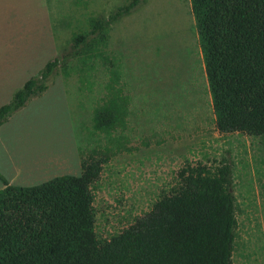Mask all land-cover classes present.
I'll return each mask as SVG.
<instances>
[{"label":"rangeland","instance_id":"374dc122","mask_svg":"<svg viewBox=\"0 0 264 264\" xmlns=\"http://www.w3.org/2000/svg\"><path fill=\"white\" fill-rule=\"evenodd\" d=\"M127 1L49 0L55 56L71 49L73 35L89 29L91 16L108 15ZM42 20L37 30L49 38L48 18ZM103 52L117 63L116 87L130 96L124 139L130 150L114 154L93 185L98 237L110 239L151 211L179 185L187 165L230 163L237 218L233 264H264V137L217 130L191 0H145L111 25ZM107 65L97 59L84 66L72 58L68 74L59 67L47 91L0 126V172L9 182L34 185L81 173L82 159L105 143L93 129V113L105 101ZM28 78L1 77L0 106Z\"/></svg>","mask_w":264,"mask_h":264},{"label":"trees","instance_id":"16d2710c","mask_svg":"<svg viewBox=\"0 0 264 264\" xmlns=\"http://www.w3.org/2000/svg\"><path fill=\"white\" fill-rule=\"evenodd\" d=\"M145 0H128L108 15L91 16L72 47L49 60L0 106V126L49 88L52 75L77 57L84 66L101 59L111 79L94 109L93 129L105 143L82 159L79 175L15 185L0 172V264H233L236 199L233 169L187 165L179 185L151 211L110 239L96 232L93 185L124 143L130 96L116 83L114 59L103 52L111 25ZM216 128L264 137V0H191Z\"/></svg>","mask_w":264,"mask_h":264},{"label":"crops","instance_id":"0c3cea01","mask_svg":"<svg viewBox=\"0 0 264 264\" xmlns=\"http://www.w3.org/2000/svg\"><path fill=\"white\" fill-rule=\"evenodd\" d=\"M8 7V19L1 21ZM47 18L49 38L36 27V21L42 27V19ZM52 19L49 0H0V84L4 76L36 75L35 71L41 70L49 61L47 59L57 54L58 35L55 28L53 30ZM45 27L47 29L46 21ZM47 50L50 57H47Z\"/></svg>","mask_w":264,"mask_h":264}]
</instances>
